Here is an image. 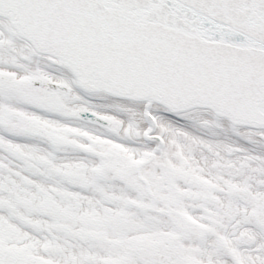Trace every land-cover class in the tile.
<instances>
[{
	"label": "snow or ice",
	"instance_id": "obj_1",
	"mask_svg": "<svg viewBox=\"0 0 264 264\" xmlns=\"http://www.w3.org/2000/svg\"><path fill=\"white\" fill-rule=\"evenodd\" d=\"M0 264H264V0H0Z\"/></svg>",
	"mask_w": 264,
	"mask_h": 264
}]
</instances>
